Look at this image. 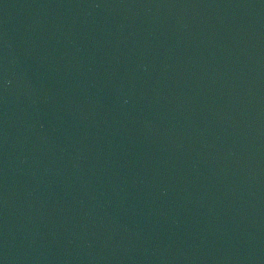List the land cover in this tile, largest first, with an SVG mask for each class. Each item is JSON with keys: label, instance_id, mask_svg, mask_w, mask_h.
Returning <instances> with one entry per match:
<instances>
[{"label": "water", "instance_id": "obj_1", "mask_svg": "<svg viewBox=\"0 0 264 264\" xmlns=\"http://www.w3.org/2000/svg\"><path fill=\"white\" fill-rule=\"evenodd\" d=\"M0 264H264V0H0Z\"/></svg>", "mask_w": 264, "mask_h": 264}]
</instances>
